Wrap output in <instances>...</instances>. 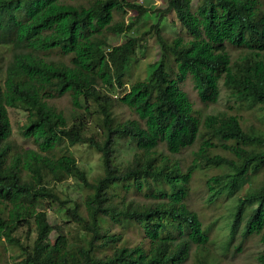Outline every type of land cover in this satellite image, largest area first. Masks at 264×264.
Instances as JSON below:
<instances>
[{
  "label": "trees",
  "instance_id": "obj_1",
  "mask_svg": "<svg viewBox=\"0 0 264 264\" xmlns=\"http://www.w3.org/2000/svg\"><path fill=\"white\" fill-rule=\"evenodd\" d=\"M127 9L157 8L0 0V248L19 249L15 264H227L213 248L216 221L206 223L192 200L201 169L211 175L208 202L240 191L232 227L246 219L243 236L264 243V182L242 183L248 172L264 173V125L241 108L258 107L264 121V0H168L190 36L151 25L161 54L151 76L133 82L125 75L138 36L129 33ZM124 33L114 44L112 35ZM189 79L204 104L224 84L240 109L204 117ZM129 82L120 95L106 88ZM64 95L72 108L57 104ZM9 106L26 111L22 133L36 148L15 139ZM201 134L205 145L187 162L183 151ZM81 143L101 157L94 178L76 157ZM69 179L82 185L81 197L59 187ZM52 207L60 221L48 216Z\"/></svg>",
  "mask_w": 264,
  "mask_h": 264
},
{
  "label": "rangeland",
  "instance_id": "obj_2",
  "mask_svg": "<svg viewBox=\"0 0 264 264\" xmlns=\"http://www.w3.org/2000/svg\"><path fill=\"white\" fill-rule=\"evenodd\" d=\"M135 1L143 4L145 7L156 6L159 10H147L142 14H138L137 10L127 9V13L124 16L126 24H132L129 33H135L138 36L135 55L130 64L129 70L125 75L126 80H129L130 82H133L138 78L148 79L160 57L161 46L151 25L159 23L160 27L171 35L190 36L189 31L178 18L176 11L166 10L168 0ZM196 2L197 0H194V4H196ZM115 18L116 21H120L123 19V13L117 12ZM126 33L112 35L111 40L114 44H118L126 38ZM130 82L126 83L124 86L118 87L116 85H109L106 88L111 93L120 95L129 88ZM186 88L190 91L191 97H193L201 106L204 117L211 114L221 115L223 112H235L240 109L241 105L239 100L230 94L224 84H221V94L217 101L208 104H204L201 101L198 90L191 79H189ZM56 102L58 105L64 106L68 109L72 108L71 99L67 95L59 98ZM8 108L13 124V134L15 139L25 147L36 148L37 144H35L33 139L23 136L22 133V126L27 118L26 111L22 108L13 106H9ZM241 108H243V113L245 115L252 116L250 122L253 121L256 125H264V121H261L258 107L255 109H249L247 106L242 105ZM204 136L207 135L201 134L192 147L183 151L182 156L184 160L191 162L197 158L196 152L201 148V145H205V143L203 144ZM216 151L225 155L229 153V151L225 150ZM75 154L80 166L86 170L91 178L98 176L102 172L103 165L99 153L87 143H81L75 146ZM131 154L132 147L130 146L123 148L121 151L123 158H128ZM209 174L210 172L204 169L197 172L194 179L192 200L197 209L201 212L206 223L212 221V219L216 221V231L212 235L215 242L213 248L223 255L227 264H258L260 261L259 255L264 251V243L261 237L256 235L243 236L246 219L236 229H233L232 227L236 203L239 194H241L240 191L228 190L227 193L219 196L216 200L208 202L211 196V192L207 187L208 178L211 176ZM244 181L246 187H257L264 182V173L248 172L242 183ZM212 184L215 187H219L217 182ZM59 187L63 188L64 191H67L68 194H71V196L74 197H81L83 190L82 185L74 179H69L62 184H59ZM47 212L51 220L60 221L62 219L60 213L55 207L48 208ZM24 230L26 229L21 228L17 234L21 236L23 240L27 241L26 231ZM35 235L36 234L33 233L32 237ZM52 237L54 239V233ZM0 250L4 252V254L1 255V259L5 264H15L19 260L20 251L18 248L7 245L5 249L0 248Z\"/></svg>",
  "mask_w": 264,
  "mask_h": 264
}]
</instances>
